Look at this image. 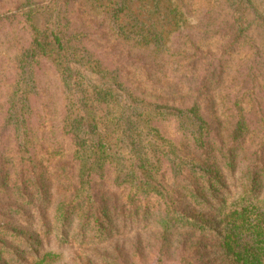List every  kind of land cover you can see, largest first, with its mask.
<instances>
[{"label": "trees", "instance_id": "16d2710c", "mask_svg": "<svg viewBox=\"0 0 264 264\" xmlns=\"http://www.w3.org/2000/svg\"><path fill=\"white\" fill-rule=\"evenodd\" d=\"M15 6L17 13L0 12V22L21 17L31 40L17 61L0 125V264L8 263L4 243L23 241L22 219L34 223L35 236L54 234L60 242L77 231L80 249L148 234L149 247L179 264H207L197 258L203 249L197 237L215 223L230 262L264 264L260 1L18 0ZM76 7L86 9L79 26L68 15ZM42 59L63 84L60 132L68 144L36 142L28 124L33 66ZM159 122L175 123L174 140ZM107 168L115 174L110 182ZM139 248L114 256L91 250L85 264H122L119 258L141 255Z\"/></svg>", "mask_w": 264, "mask_h": 264}, {"label": "rangeland", "instance_id": "374dc122", "mask_svg": "<svg viewBox=\"0 0 264 264\" xmlns=\"http://www.w3.org/2000/svg\"><path fill=\"white\" fill-rule=\"evenodd\" d=\"M259 1L264 9V0ZM16 3L18 0H0V12L17 13ZM76 9L75 11L73 8L70 9L68 15L70 19L77 17V26H79L82 18H87L86 9L83 8L82 12L79 8L76 7ZM30 38L29 29L21 17L15 16L8 21L0 22V125L5 113L6 98L17 79V61L20 59L23 50L29 46ZM83 45L92 51L95 57L107 63L108 58L95 44L86 42ZM33 69L36 91L30 97L32 114L28 124L32 129L34 140L40 142L41 138L45 137L48 141L57 140L68 144L66 137L62 136L60 132V120L64 114L66 101L61 78L53 64L47 59L38 60ZM256 103L264 116V97L260 96ZM158 125L172 140L175 139L176 125L174 122H159ZM105 174L107 181L110 182L114 179L115 174L110 168L106 169ZM47 218L53 223L50 214H47ZM17 224L21 225L23 241L18 242L13 237L11 242L4 243L5 249L2 253V259L6 260L7 264H40L39 259L46 253H53L54 256L48 258L45 264H85L90 259L91 250L98 254L104 251L110 256H114L118 251L130 252L134 245L140 246L141 255L132 256L128 261L119 258L122 264H179L173 254H161L156 249L149 247L152 245V241L148 238V234H138V236L140 235L138 240L135 239V232L130 233L129 236L116 235L110 239L104 238L98 245L87 248L83 246L80 249L79 246H76L82 241L76 234L77 231L73 232L72 230V241L60 242L59 237L57 238L54 234H50L48 237L35 236L34 223L27 222L26 224L25 220L22 219L17 220ZM211 224L206 233L197 237L200 246L203 247L199 252L197 251V258L202 259L207 264H233L223 254L219 245V238L217 237L219 228L214 225L215 223ZM90 262L97 264L94 260Z\"/></svg>", "mask_w": 264, "mask_h": 264}]
</instances>
